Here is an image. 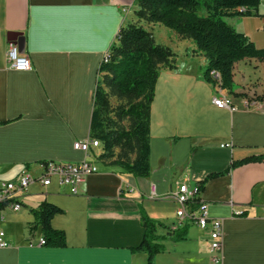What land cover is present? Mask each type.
<instances>
[{"label": "crops", "instance_id": "1", "mask_svg": "<svg viewBox=\"0 0 264 264\" xmlns=\"http://www.w3.org/2000/svg\"><path fill=\"white\" fill-rule=\"evenodd\" d=\"M261 6L228 22L264 48ZM137 9L136 0H0V181L26 169L37 175L44 161L84 160L74 144L90 138L99 66L123 26L144 23ZM170 37L175 67H163L156 84L149 175L100 159L103 147H92L87 159L98 171L79 194L56 178L29 186L20 210H29L27 233L17 237L6 229L2 207L0 226L11 246L0 247V264H148L147 253L132 248L145 234L143 213L181 227L188 222L178 218L174 194L182 183L195 188L199 182L210 215L223 219L221 264H264V108L257 107L264 101V59L237 61L231 91L200 78L207 58L192 39ZM10 41L23 47L31 69L11 68ZM222 93L236 109L214 104ZM245 101L255 106L246 108ZM247 157L258 158L235 164ZM45 200L64 210L51 223L65 232L66 246L41 244V228L30 231L33 210ZM162 243L156 264H215L209 232L197 224L188 223L186 239L167 236Z\"/></svg>", "mask_w": 264, "mask_h": 264}, {"label": "trees", "instance_id": "2", "mask_svg": "<svg viewBox=\"0 0 264 264\" xmlns=\"http://www.w3.org/2000/svg\"><path fill=\"white\" fill-rule=\"evenodd\" d=\"M264 0H136L138 18L161 23L180 35L192 38L196 49L204 53L207 63L200 78L214 86L232 91L234 64L247 57L264 59V48H259L246 34L239 32L227 20L236 15H251ZM245 8V10H242ZM205 10V14L201 11ZM175 53L155 41L153 33L140 23L129 22L123 26L112 43L107 59L99 66L94 93V107L90 126V138L103 144L100 159L119 165L136 176L151 172V107L161 67L174 68ZM218 74V75H217ZM114 94L126 103L113 107L110 95ZM128 120L129 126L123 121ZM3 122H0L2 124ZM120 152L117 153L116 149ZM134 155V156H133ZM247 157L235 164L255 160ZM221 172L211 174L214 177ZM198 195L204 183H198ZM64 210L58 205L43 201L33 210L35 221L29 223L30 231L41 228L47 246L67 245L63 230L52 226V218ZM145 234L134 251L148 255V264H156L155 256L165 249L162 240L187 238L188 223L173 230L160 221L143 213ZM167 228V235L158 228Z\"/></svg>", "mask_w": 264, "mask_h": 264}, {"label": "built area", "instance_id": "3", "mask_svg": "<svg viewBox=\"0 0 264 264\" xmlns=\"http://www.w3.org/2000/svg\"><path fill=\"white\" fill-rule=\"evenodd\" d=\"M245 10V8H242ZM108 53L104 59H107ZM7 59L11 68L17 71H27L32 68V62L29 56L24 54L16 41H10L7 49ZM218 75V74H217ZM214 104L220 108L236 109L232 98L228 94L222 93L214 97ZM244 107L250 108L253 102H243ZM264 108L263 106H257ZM229 145V144H227ZM103 144L99 139L89 138L86 140L76 141L74 148L85 153L84 160L80 162H61L48 160L40 163L39 173L33 174L27 169L23 170L20 175L13 180L0 181V222L5 221V214L2 207L9 208L15 212L22 209L21 197L27 191L32 183H41L49 185L54 178L60 185L67 186L72 194H79L80 187L86 183L88 177L98 171L95 163L88 160L92 147H99ZM226 146V144H225ZM198 186L190 188L187 183H182L174 198L178 202L177 216L181 222L194 223L209 232L210 236V254L211 260L215 264H221L224 258L223 236L224 224L220 217H213L208 210V204L204 201H195L198 195ZM155 185L152 188V194H155ZM179 224H174L171 228L177 229ZM45 244L44 238L40 241ZM11 246L7 232L0 226V247L6 248Z\"/></svg>", "mask_w": 264, "mask_h": 264}, {"label": "rangeland", "instance_id": "4", "mask_svg": "<svg viewBox=\"0 0 264 264\" xmlns=\"http://www.w3.org/2000/svg\"><path fill=\"white\" fill-rule=\"evenodd\" d=\"M262 10H264V1L262 3ZM205 10H202L201 13L202 14H205ZM229 18L227 17V20ZM141 21H143L144 23H141V25H146L147 28H148V24L151 25L152 29H151V32L154 33V38H155V41L163 46H166V47H171L170 45H167V42H171V35H176L177 37L178 36H181L183 38L181 39H189V37H186V36H183V35H180L179 33H177L175 30L167 27L166 25H163L161 23H153V22H147L145 21L144 19H142ZM146 28V27H145ZM146 28V29H147ZM166 34H168V37L165 38ZM170 37V38H169ZM192 39V38H190ZM197 48V47H196ZM172 50V47L170 48ZM197 50V49H196ZM198 51V50H197ZM163 67H166L165 65H162L161 69ZM110 101H111V104L113 107H116L118 106L120 103H126V100L125 99H120L118 98L116 95L114 94H111L110 95ZM123 123L126 125V126H129V121L128 120H124ZM116 152L119 153L120 152V149L117 148L116 149ZM134 156V155H133ZM27 213H29V210L27 209H24L22 211H13L9 208L6 209V217H7V225H6V229L11 233V234H14L15 236L19 237L21 235H23L24 233H27L26 231L28 230V224L27 222L25 221V218L27 215Z\"/></svg>", "mask_w": 264, "mask_h": 264}, {"label": "bare ground", "instance_id": "5", "mask_svg": "<svg viewBox=\"0 0 264 264\" xmlns=\"http://www.w3.org/2000/svg\"><path fill=\"white\" fill-rule=\"evenodd\" d=\"M245 102H249V101H245ZM262 105H264V101L260 102Z\"/></svg>", "mask_w": 264, "mask_h": 264}, {"label": "water", "instance_id": "6", "mask_svg": "<svg viewBox=\"0 0 264 264\" xmlns=\"http://www.w3.org/2000/svg\"><path fill=\"white\" fill-rule=\"evenodd\" d=\"M20 50L23 51V47H20Z\"/></svg>", "mask_w": 264, "mask_h": 264}]
</instances>
